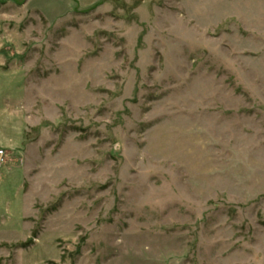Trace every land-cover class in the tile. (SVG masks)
Listing matches in <instances>:
<instances>
[{"label":"rangeland","instance_id":"obj_1","mask_svg":"<svg viewBox=\"0 0 264 264\" xmlns=\"http://www.w3.org/2000/svg\"><path fill=\"white\" fill-rule=\"evenodd\" d=\"M0 264H264V0H0Z\"/></svg>","mask_w":264,"mask_h":264},{"label":"built area","instance_id":"obj_2","mask_svg":"<svg viewBox=\"0 0 264 264\" xmlns=\"http://www.w3.org/2000/svg\"><path fill=\"white\" fill-rule=\"evenodd\" d=\"M3 157H4V152L3 151H0V162L3 161Z\"/></svg>","mask_w":264,"mask_h":264}]
</instances>
